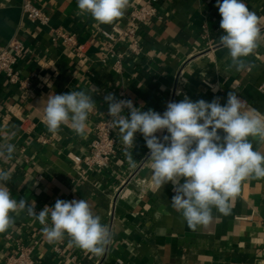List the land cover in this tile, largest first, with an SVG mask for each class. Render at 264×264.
<instances>
[{
  "label": "crops",
  "instance_id": "1",
  "mask_svg": "<svg viewBox=\"0 0 264 264\" xmlns=\"http://www.w3.org/2000/svg\"><path fill=\"white\" fill-rule=\"evenodd\" d=\"M23 1L0 0V46L18 40L24 47L14 65L19 82L0 73V145H14L10 159L0 157V169L10 173L6 183L12 198L35 202L37 214L57 199L86 200L109 228L112 242L102 256L71 244L67 235L50 243L44 226L25 209L10 213L14 224L0 233V264L20 247L30 249L36 264H264V178L243 180L229 214L213 208L212 220L192 230L172 207L174 185L155 184L141 133L128 149L135 168L118 128L115 154L106 168L87 171L83 162L91 153L96 123L109 116V93L117 99L124 92L134 107L163 114L169 102L185 96L194 102L219 98L223 106L228 93L235 92L264 114L259 89L264 82V0H243L260 18L262 32L258 47L243 58L248 65L243 71L219 45L225 33L217 0H159L158 16L138 25V52L121 43L115 56L107 55L101 32L126 23L136 0H128L124 14L111 24L78 15L77 0H31L48 15V25L29 21ZM56 31L74 36V44L55 40ZM70 91L92 94L94 110L82 136L67 125L54 135L43 123L46 99ZM122 115L130 117L127 109ZM156 135L162 140L168 133ZM249 139L264 151V144Z\"/></svg>",
  "mask_w": 264,
  "mask_h": 264
},
{
  "label": "clouds",
  "instance_id": "2",
  "mask_svg": "<svg viewBox=\"0 0 264 264\" xmlns=\"http://www.w3.org/2000/svg\"><path fill=\"white\" fill-rule=\"evenodd\" d=\"M127 4L128 0H77L78 15H91L100 24H111L124 14ZM217 7L222 17L220 28L225 33L219 45L228 49L237 71L246 70L243 58L254 52L262 36L260 18L243 0H217ZM105 102L111 123L121 134L130 166L135 168L136 162L128 149L133 148L139 132L150 150L155 184L174 185L172 207L182 213L192 230L212 220L213 208L229 214L230 200L239 192L243 180L250 176L264 178V151L249 139L264 144V114L235 92L228 93L223 106L219 98L194 102L185 96L180 102H169L163 114L142 111L131 100H117L111 93L105 96ZM94 107L92 94L84 91L51 94L46 99L43 123L54 135L67 125L82 136ZM125 109L130 117L122 115ZM164 130L168 135L161 140L156 133ZM219 130H223V136ZM13 152L14 145H0V157L10 159ZM9 179L10 173L0 169V233L14 224L10 213L27 209L28 215L44 226L42 233L48 242L60 241L67 235L71 244L95 256L105 254L112 242L110 230L101 224L86 200L57 199L53 207L45 205L37 214L35 202L28 204L23 198L19 202L12 198L6 183ZM49 218L51 225L47 223Z\"/></svg>",
  "mask_w": 264,
  "mask_h": 264
},
{
  "label": "built area",
  "instance_id": "3",
  "mask_svg": "<svg viewBox=\"0 0 264 264\" xmlns=\"http://www.w3.org/2000/svg\"><path fill=\"white\" fill-rule=\"evenodd\" d=\"M159 0H136L135 7L127 16V22L115 24L110 30H102V35L107 41V55L115 56V46L121 43H128L131 52H138L137 47V29L140 23H146L158 16L156 4ZM22 9L26 18L34 24L48 25V15L31 0H24ZM54 39H63L68 44H74V36H68L64 33L55 32ZM24 47L18 40H12L7 46H0V73H4L12 83L19 82V76L14 72V65L18 57L23 52ZM120 58L123 54L119 55ZM120 69V60L116 62ZM264 91V82L259 87ZM117 100H127L124 92H120ZM115 128L111 123V117L99 120L95 125V137L91 143V153L85 157L83 162L87 171L101 170L106 168L115 154ZM7 264H36L30 249L20 247L16 254L7 258Z\"/></svg>",
  "mask_w": 264,
  "mask_h": 264
}]
</instances>
